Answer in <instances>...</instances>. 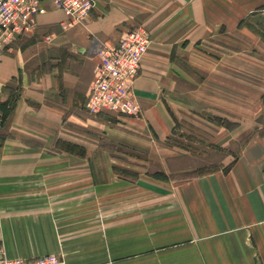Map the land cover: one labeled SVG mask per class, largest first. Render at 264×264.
<instances>
[{
    "label": "crops",
    "instance_id": "crops-1",
    "mask_svg": "<svg viewBox=\"0 0 264 264\" xmlns=\"http://www.w3.org/2000/svg\"><path fill=\"white\" fill-rule=\"evenodd\" d=\"M67 23L48 4L27 33L0 50V107L19 89L6 124L10 136L0 146V255L151 264L173 253L177 261L170 264H264V134L255 127L228 131L224 146L240 143L225 164L233 166L176 187L172 216L152 221L130 207L134 201L109 206L99 195L86 197L88 182L96 194L128 184L118 169L153 181L146 168L151 158L183 161L184 155L160 148L178 114L200 108L229 118L245 113L224 95L216 97L205 79L213 74L211 58L229 51L232 35L252 34L250 44L264 50V0H96L86 21ZM137 25L158 39L152 50H162L141 62L140 113H89L99 52ZM215 40L220 55L207 51ZM238 42L239 50L247 40ZM255 100V114H264L263 86ZM2 114L0 108V126ZM116 144L148 158L117 154Z\"/></svg>",
    "mask_w": 264,
    "mask_h": 264
},
{
    "label": "rangeland",
    "instance_id": "rangeland-1",
    "mask_svg": "<svg viewBox=\"0 0 264 264\" xmlns=\"http://www.w3.org/2000/svg\"><path fill=\"white\" fill-rule=\"evenodd\" d=\"M155 38L150 35L144 45L133 53V68L136 69L138 63L142 62L146 57L151 55L158 57V54L162 52L160 49L152 50L153 44L158 41ZM239 38L240 40H247V43L241 44V49L238 50V46L240 47ZM252 38V34L232 35V40L235 39V41H232L229 51L224 54H221L223 53L221 52V48L218 49L216 46L217 40L213 44H209L215 49L207 51L215 55L221 54L220 58H211L210 64L213 68V74L209 79H205L202 71L192 70L199 79H205V83L214 91L216 97L224 95L226 101L230 102V106L243 107L245 113L241 117L232 115L229 118L223 114H219L216 110L203 108L191 111L184 116L178 114L180 119L178 120L175 117V121H177L176 125H174V128L176 127L175 130L173 128L165 145L162 142L160 148L167 154L184 155L183 161H177L174 158L168 160L167 163H162L151 158L148 164H146L149 172L154 174L161 171L163 167L165 176H154L155 180L153 181H140L135 177L137 175L136 172L129 171L134 176L126 174L123 175L125 177L121 178L128 184L116 185L112 189L109 187L103 193L96 194L94 187L88 182L87 200H91L95 195H99L103 204L109 206L121 201H134L129 204L130 207L132 205L137 209L140 207V211L143 212L142 214L152 221L172 216L178 210L175 199L176 187L185 185L196 177L222 170L223 167L227 166L225 164L228 163L229 159L237 156L240 143L233 144L230 147L224 146L228 131L237 129V131L243 130L250 133L252 131L251 128L255 127L259 132L258 134H264V114H255L254 108L255 98L260 87H264V50L261 48L257 49L254 45L250 44ZM218 44L224 46L222 42ZM225 50L227 49L225 48ZM140 72L141 70H139L136 77L120 74L125 85L118 87L120 90L124 88L130 89L137 100L136 81L141 76ZM183 87L187 88L189 85L184 83ZM219 99L217 98V100ZM215 118L226 121L225 125L215 123L213 120ZM237 118L241 119L242 124L235 121ZM228 123L231 125L237 123L238 126L233 128V130H229L227 128L228 126L230 127ZM114 150L117 151V154H132L135 159H140L138 161L148 158L146 153L120 144H116ZM69 152L74 153L75 151L74 149H70ZM208 168L211 170L202 171ZM228 171L224 170V172ZM132 185L134 187H131ZM104 213L107 215L110 211ZM138 213L140 212H136L135 214ZM155 260L157 258L152 259L151 264H170L177 261L173 253L168 255L166 261H162V258L160 261Z\"/></svg>",
    "mask_w": 264,
    "mask_h": 264
},
{
    "label": "built area",
    "instance_id": "built-area-1",
    "mask_svg": "<svg viewBox=\"0 0 264 264\" xmlns=\"http://www.w3.org/2000/svg\"><path fill=\"white\" fill-rule=\"evenodd\" d=\"M96 0H0V50H5L20 35L27 33L35 18L48 11V4L63 12L67 24L84 22L95 7ZM143 25L128 28L117 45L103 48L98 55L96 75L86 108L98 115L112 111L125 116L138 115L141 106L120 74L136 77L141 62L133 68L132 55L149 39ZM0 264H67L61 254H45L34 258H11L0 255Z\"/></svg>",
    "mask_w": 264,
    "mask_h": 264
},
{
    "label": "trees",
    "instance_id": "trees-1",
    "mask_svg": "<svg viewBox=\"0 0 264 264\" xmlns=\"http://www.w3.org/2000/svg\"><path fill=\"white\" fill-rule=\"evenodd\" d=\"M10 97L9 99L1 105V110L3 111V114H2V118H3V125L0 126V146L3 144V142L5 141V139L7 137L10 136V132L8 131L7 127H6V124L10 118V116L12 115V112H13V109L15 108L16 106V103H17V100L19 98V89L15 90H11L10 92ZM105 112H112V111H104L102 113H105ZM100 113V114H102ZM116 113V112H114ZM98 114V115H100ZM215 123L217 124H220V125H225L226 121H221L217 118L213 119ZM228 122V121H227ZM230 127L226 126L229 130H233V128L237 127L238 124L237 123H233V125L229 124ZM176 128V127H175ZM174 128V130H175ZM234 164V161H232L231 163H229L227 166L223 167L224 170H229ZM119 170V174H122V175H126V174H130V175H134L132 174L131 172L127 171V170H124V169H118ZM211 169H205V170H202V171H209ZM154 176H165V173L163 171H159V172H156L153 174Z\"/></svg>",
    "mask_w": 264,
    "mask_h": 264
}]
</instances>
